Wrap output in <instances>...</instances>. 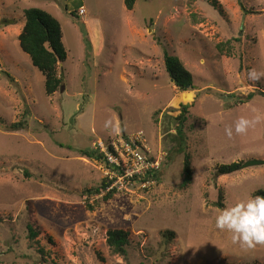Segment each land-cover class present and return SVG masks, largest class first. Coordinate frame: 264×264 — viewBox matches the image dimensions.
I'll return each mask as SVG.
<instances>
[{"label": "rangeland", "instance_id": "obj_1", "mask_svg": "<svg viewBox=\"0 0 264 264\" xmlns=\"http://www.w3.org/2000/svg\"><path fill=\"white\" fill-rule=\"evenodd\" d=\"M217 1L221 8L137 0L127 9L124 0H0V264H264V245L241 247L215 227L226 203L264 189V163L216 173L264 160V120L244 135L225 132L241 116H264V79L247 78L264 71V0ZM29 7L62 24L64 83L52 94L19 45ZM165 52L191 71L193 88L178 90ZM182 104L191 108L179 149ZM133 143L160 168L117 179L107 200L105 190L87 193L115 173L80 150L103 145L132 168ZM117 228L129 232L126 256L107 243Z\"/></svg>", "mask_w": 264, "mask_h": 264}, {"label": "trees", "instance_id": "obj_2", "mask_svg": "<svg viewBox=\"0 0 264 264\" xmlns=\"http://www.w3.org/2000/svg\"><path fill=\"white\" fill-rule=\"evenodd\" d=\"M137 0H124L127 9H133ZM215 7L221 8L218 5L217 0H212ZM222 10V9H221ZM26 22L19 35V45L25 53H27L31 59L33 66L38 68L45 77V89L48 94H52L55 91L63 87L64 77L59 72L58 66L65 62L67 59V50L63 42V29L61 21L54 16L51 12L42 9L40 7H29L24 10ZM74 15L73 12H71ZM222 44V43H221ZM223 45V44H222ZM89 48L91 49L90 42ZM218 49L221 52L222 46L219 44ZM166 71L169 77L175 81V85L180 91H187L193 88V75L191 71L184 65L182 60L176 56L165 52L164 55ZM10 76V74H8ZM12 79V77L10 76ZM257 93V92H255ZM259 94L264 96L263 91H259ZM254 92L247 94L246 96H238V102H245L252 98ZM191 104H182L180 113L175 117L177 121V129L175 136L177 137V148L180 149V145L185 141V122L190 112ZM22 122L13 123L10 127L13 129L22 128ZM112 149V148H111ZM113 150V149H112ZM82 155L89 158L100 159L102 162H106V166L110 167L118 174H123L120 166L110 164L107 156L103 152H99L93 149L80 150ZM242 162H233L230 164H222L217 166L216 173L229 174L238 170ZM150 174V173H147ZM183 185L186 186L191 183L193 178V168L191 155L188 152L184 154V169H183ZM150 176V175H149ZM135 177H140L135 176ZM115 178H104L100 187L94 189H88L86 192L90 194L101 193L105 190L106 194L104 199H109L117 191L115 186H112ZM254 196H264V189H259L254 193ZM218 205L222 206L220 202ZM90 208H92L90 206ZM30 230V237H36L37 232L34 231L31 225H28ZM129 232L127 230L117 228L110 229L107 232V243L114 253L126 256L128 254L129 245ZM40 252H45L43 248H40ZM49 264V263H45Z\"/></svg>", "mask_w": 264, "mask_h": 264}, {"label": "clouds", "instance_id": "obj_3", "mask_svg": "<svg viewBox=\"0 0 264 264\" xmlns=\"http://www.w3.org/2000/svg\"><path fill=\"white\" fill-rule=\"evenodd\" d=\"M247 78L251 81L264 79V71L252 68L248 71ZM262 120L264 116L259 113L251 118L241 116L235 121L234 129L232 126L225 129L226 135L228 138H232L234 132L236 135H244ZM105 127L118 130V125H114L112 120L106 121ZM215 227L230 233L233 243H238L241 247L252 249L257 245H264V196L249 195L232 204L226 203L215 218Z\"/></svg>", "mask_w": 264, "mask_h": 264}, {"label": "built area", "instance_id": "obj_4", "mask_svg": "<svg viewBox=\"0 0 264 264\" xmlns=\"http://www.w3.org/2000/svg\"><path fill=\"white\" fill-rule=\"evenodd\" d=\"M81 12H84V9L81 10ZM101 147V148H100ZM98 149H101L100 152L105 153V155L108 158V161L110 164H115L117 166H120L123 174H118L117 172L113 171L115 174L112 176V178H115L112 186H115L114 183L117 181V179L122 178H132L135 176H145L147 173H154L160 168V162L158 160H151L146 155L141 153L136 147V144L133 143L131 147H129L130 155L132 157V168L131 167V161L128 168L123 167L122 162L119 161L118 156L116 153H114L112 150V153L107 150H102L104 148L103 145H100Z\"/></svg>", "mask_w": 264, "mask_h": 264}, {"label": "water", "instance_id": "obj_5", "mask_svg": "<svg viewBox=\"0 0 264 264\" xmlns=\"http://www.w3.org/2000/svg\"><path fill=\"white\" fill-rule=\"evenodd\" d=\"M175 82V81H174ZM264 160H260V159H252L247 161L246 163H243L241 165V167H247V166H251V165H257V164H263Z\"/></svg>", "mask_w": 264, "mask_h": 264}, {"label": "bare ground", "instance_id": "obj_6", "mask_svg": "<svg viewBox=\"0 0 264 264\" xmlns=\"http://www.w3.org/2000/svg\"><path fill=\"white\" fill-rule=\"evenodd\" d=\"M85 10V9H84Z\"/></svg>", "mask_w": 264, "mask_h": 264}]
</instances>
